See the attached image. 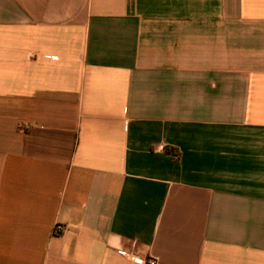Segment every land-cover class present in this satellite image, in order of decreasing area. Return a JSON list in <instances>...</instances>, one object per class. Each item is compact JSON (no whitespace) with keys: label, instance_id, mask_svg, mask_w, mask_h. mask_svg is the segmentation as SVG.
<instances>
[{"label":"crops","instance_id":"crops-1","mask_svg":"<svg viewBox=\"0 0 264 264\" xmlns=\"http://www.w3.org/2000/svg\"><path fill=\"white\" fill-rule=\"evenodd\" d=\"M136 258L264 264V0H0V264Z\"/></svg>","mask_w":264,"mask_h":264},{"label":"built area","instance_id":"built-area-1","mask_svg":"<svg viewBox=\"0 0 264 264\" xmlns=\"http://www.w3.org/2000/svg\"><path fill=\"white\" fill-rule=\"evenodd\" d=\"M62 231H63V227L62 226H56L54 228V233H61ZM119 253L120 254H123L122 252H119ZM133 261H134L135 264H156V261L155 260L145 261V260L136 258Z\"/></svg>","mask_w":264,"mask_h":264}]
</instances>
